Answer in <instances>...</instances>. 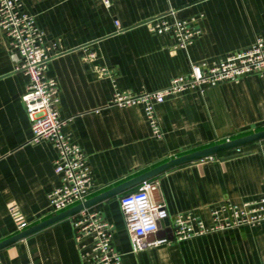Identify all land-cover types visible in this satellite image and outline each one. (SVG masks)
Returning a JSON list of instances; mask_svg holds the SVG:
<instances>
[{
	"label": "crops",
	"instance_id": "1",
	"mask_svg": "<svg viewBox=\"0 0 264 264\" xmlns=\"http://www.w3.org/2000/svg\"><path fill=\"white\" fill-rule=\"evenodd\" d=\"M23 2L54 55L46 75L58 83L61 116L72 118L65 131L93 168L89 199L172 158L264 129L263 76L247 74L203 94L188 90L167 97L156 105L163 132L158 138L142 105L111 104L115 86L100 70L109 69L118 88L132 94L164 88L190 72V59L220 60L264 36V0H112L110 8L101 0ZM170 10L179 18L197 17L200 33L188 52L174 47L173 34L156 35L144 25ZM92 51L94 59L88 57ZM28 80L0 29V242L57 215L49 195L60 185L58 151L51 140L31 141L32 125L22 101ZM151 180L157 182L153 200L164 203L169 213L159 236L172 239V221L179 213L210 222L211 210L225 201L264 197V139L173 167ZM140 186L88 207L113 225V244L123 264H264V223L134 252L119 200ZM10 205L28 227L18 230ZM73 215L0 248V260L83 264Z\"/></svg>",
	"mask_w": 264,
	"mask_h": 264
},
{
	"label": "built area",
	"instance_id": "2",
	"mask_svg": "<svg viewBox=\"0 0 264 264\" xmlns=\"http://www.w3.org/2000/svg\"><path fill=\"white\" fill-rule=\"evenodd\" d=\"M101 2L107 8L112 6V0ZM115 24L122 29L118 20ZM144 25L156 35L173 34L174 47L186 52L200 33L197 17L179 18L175 10L148 19ZM0 29L13 49L17 69L29 79L22 101L32 125L31 141L51 140L58 151L55 172L60 177V185L50 193L49 201L53 213L59 214L90 198L94 188L93 168L83 148L74 143L65 131L72 118L61 116L58 83L46 75L54 55L48 51L44 30L38 25L35 15L26 11L23 0H0ZM88 57L94 59L97 53L89 52ZM100 70L111 78L115 86L111 104L121 107L142 105L152 133L160 138L163 132L156 105L167 97L188 90L203 94L209 87L226 81L238 82L247 74L264 77V36H258L251 46L220 60L198 62L190 59L187 75L174 77L169 85L156 91L139 94L123 91L118 88L116 76L109 69L102 67ZM156 188L157 182L148 179L141 182L137 190L120 197V207L134 252L143 250L147 245L159 246L171 240L180 242L244 225L264 223V197L241 203L225 201L211 210L210 222L191 213H179L172 221L173 238L156 236L161 222L169 217L166 205L152 198ZM10 213L19 231L28 227L17 207L10 205ZM72 225L83 264H123L122 254L113 244V225L100 211L84 208L73 215ZM0 264H3L1 260Z\"/></svg>",
	"mask_w": 264,
	"mask_h": 264
},
{
	"label": "water",
	"instance_id": "3",
	"mask_svg": "<svg viewBox=\"0 0 264 264\" xmlns=\"http://www.w3.org/2000/svg\"><path fill=\"white\" fill-rule=\"evenodd\" d=\"M264 139V129L263 130H260V131H256L254 133H251V134H248V135H245V136H242V137H239V138H236V139H233V140H230V141H226V142H223V143H220V144H216V145H213V146H209V147H206V148H202V149H199V150H195V151H192V152H188V153H185V154H182L178 157H175V158H172L170 159L169 161H166L156 167H154L153 169L147 171V172H144L134 178H131L107 191H104L103 193H100L98 195H96L95 197L87 200L86 202L80 204V205H77L76 207H73L69 210H66L60 214H57L49 219H46L28 229H25L21 232H19L18 234L12 236V237H9L3 241L0 242V248L6 246V245H9V244H12L20 239H23L25 238L26 236L44 228V227H47L61 219H64L66 217H69L81 210H83L84 208H88L104 199H107L111 196H114V195H119L121 192H123L124 190H126L127 188L131 187V186H134L136 184H139L141 182H143L144 180H148V179H151L173 167H176V166H179V165H182V164H186V163H189V162H193V161H196V160H200V159H204L206 157H209V156H212V155H216V154H219L221 152H224L226 150H229V149H232V148H235V147H239V146H242V145H245V144H248V143H251V142H255V141H259V140H263ZM160 232V231H159ZM159 232L157 233L156 236H159Z\"/></svg>",
	"mask_w": 264,
	"mask_h": 264
}]
</instances>
